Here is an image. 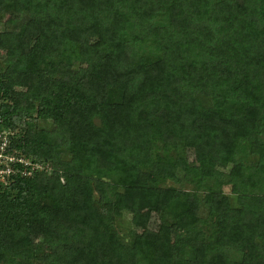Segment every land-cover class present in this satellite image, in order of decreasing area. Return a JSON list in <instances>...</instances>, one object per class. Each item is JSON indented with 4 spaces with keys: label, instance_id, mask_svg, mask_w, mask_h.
<instances>
[{
    "label": "trees",
    "instance_id": "1",
    "mask_svg": "<svg viewBox=\"0 0 264 264\" xmlns=\"http://www.w3.org/2000/svg\"><path fill=\"white\" fill-rule=\"evenodd\" d=\"M0 128V264H264V0H0Z\"/></svg>",
    "mask_w": 264,
    "mask_h": 264
},
{
    "label": "built area",
    "instance_id": "2",
    "mask_svg": "<svg viewBox=\"0 0 264 264\" xmlns=\"http://www.w3.org/2000/svg\"><path fill=\"white\" fill-rule=\"evenodd\" d=\"M10 131L0 128V186L10 182L9 177L15 173L30 175L31 170L38 167L36 163L29 159L18 157L16 151L8 148ZM20 164L21 168L15 166Z\"/></svg>",
    "mask_w": 264,
    "mask_h": 264
},
{
    "label": "rangeland",
    "instance_id": "3",
    "mask_svg": "<svg viewBox=\"0 0 264 264\" xmlns=\"http://www.w3.org/2000/svg\"><path fill=\"white\" fill-rule=\"evenodd\" d=\"M188 157H189V160L191 162L194 161V155H193L192 150H189L188 151ZM223 190H224L225 193H227L228 195H230L231 198H233V195L230 193V185H225L223 187ZM159 223H160V220H159L158 216L156 214H154V213H150V215L148 217V226H149V228L155 230V229L158 228ZM139 231H140L139 229H136L135 230V232H139Z\"/></svg>",
    "mask_w": 264,
    "mask_h": 264
}]
</instances>
